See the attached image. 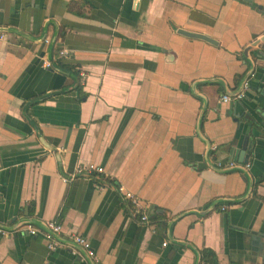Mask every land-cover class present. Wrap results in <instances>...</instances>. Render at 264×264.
I'll return each mask as SVG.
<instances>
[{
	"label": "crops",
	"instance_id": "crops-1",
	"mask_svg": "<svg viewBox=\"0 0 264 264\" xmlns=\"http://www.w3.org/2000/svg\"><path fill=\"white\" fill-rule=\"evenodd\" d=\"M0 32V264H264V0H0Z\"/></svg>",
	"mask_w": 264,
	"mask_h": 264
},
{
	"label": "built area",
	"instance_id": "built-area-1",
	"mask_svg": "<svg viewBox=\"0 0 264 264\" xmlns=\"http://www.w3.org/2000/svg\"><path fill=\"white\" fill-rule=\"evenodd\" d=\"M135 4L140 3L143 0H132ZM6 34L3 32H0V40L5 39ZM70 55L69 51L67 49H62L59 52L60 58H68ZM45 66L51 67V63L48 61H45ZM83 77H85V73H82ZM249 90V85L246 82L243 85V88L234 96L235 99H243L246 95V92ZM232 97L229 95H224L223 99L224 101H229ZM234 162L223 163L219 162L218 167L222 168L225 166H234ZM85 178L94 183L96 188L98 190H104L106 188H114L118 193L122 195V197L127 200L133 207L134 212L139 215V218L142 222L149 223V215L146 213V205L142 202V200L134 193L126 190L122 185H116L112 178L108 177L104 167L95 165V164H89L86 166H80L78 167L75 172L72 174L71 177L65 178V181H71L75 178ZM225 208V207H224ZM24 231H26L30 235H38L43 234L44 237L47 239V246L50 250H56L60 245H62L61 240L58 238L61 235L62 232V225L56 221H48L46 222V229L41 230L39 227L33 225V224H27L23 226ZM0 233L5 234L6 231L2 228H0ZM57 236V237H56ZM72 241L81 246L87 253V255L93 259L96 260L97 256L95 253V250L91 247L88 240L78 234H75L71 237ZM74 253H77V250L74 251Z\"/></svg>",
	"mask_w": 264,
	"mask_h": 264
},
{
	"label": "trees",
	"instance_id": "trees-1",
	"mask_svg": "<svg viewBox=\"0 0 264 264\" xmlns=\"http://www.w3.org/2000/svg\"><path fill=\"white\" fill-rule=\"evenodd\" d=\"M57 63H58V66H60L62 68H66V69H72L73 68V66L65 63L64 60H62V59H59L57 61ZM202 262H203V264H218L216 259H215L214 253L211 251H205L204 252L203 257H202Z\"/></svg>",
	"mask_w": 264,
	"mask_h": 264
},
{
	"label": "water",
	"instance_id": "water-1",
	"mask_svg": "<svg viewBox=\"0 0 264 264\" xmlns=\"http://www.w3.org/2000/svg\"><path fill=\"white\" fill-rule=\"evenodd\" d=\"M181 32L185 33V34H188V36H192V37H198V38H201V39H205L207 41H210V42H215L213 39H211L210 37L206 36V35H203V34H200V33H193V32H188V31H184V30H181ZM247 81H243V85L246 83ZM243 88V86H242ZM246 148V146L244 145V149ZM243 153L245 154V152H241V156L243 155ZM46 224V223H45ZM57 237V236H56ZM60 237V236H59ZM58 237V238H59ZM199 263H201V259H202V256L199 252Z\"/></svg>",
	"mask_w": 264,
	"mask_h": 264
}]
</instances>
